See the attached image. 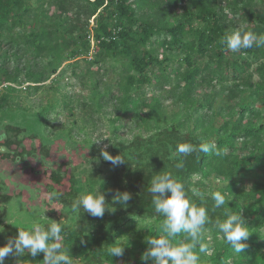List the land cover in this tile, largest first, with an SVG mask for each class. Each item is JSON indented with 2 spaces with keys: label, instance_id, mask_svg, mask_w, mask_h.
<instances>
[{
  "label": "trees",
  "instance_id": "1",
  "mask_svg": "<svg viewBox=\"0 0 264 264\" xmlns=\"http://www.w3.org/2000/svg\"><path fill=\"white\" fill-rule=\"evenodd\" d=\"M240 26L264 35V0H0L1 159L20 161L34 154L36 148L23 145L27 137L41 139L43 154H49L48 142L68 137L63 130L54 138L47 134L49 117L54 110L61 113L59 107L30 114L16 109L12 97L24 84L37 92L70 70L77 76L81 62L90 77L98 76L86 105L95 112L113 105L111 135H118L129 121L146 125L145 133L119 138L108 147L112 155L128 159L120 166L108 162L85 179L63 162L51 170L55 184L67 186L56 188L55 200L78 216L65 221L61 233L74 262L153 264L141 256L148 248L146 239L161 234L163 217L155 212L148 189L153 176L167 172L185 185L195 203L208 209L211 222L205 225L203 241L212 254H200V264H264V179L259 174L246 180L247 172L264 173V45L235 53L227 50L221 38ZM175 50L178 64L170 72L168 52ZM104 72L110 80H103ZM146 87L167 89L180 110L166 113L160 97H146ZM69 105L65 102L64 107ZM207 107L210 110L203 111ZM208 141H214L222 154L175 153L179 143L198 146ZM181 161L183 166L176 167ZM211 176L225 185L210 190L206 182ZM6 188L0 184V246L23 230L6 220L4 204L11 199ZM97 189L115 212L106 208L103 217H93L82 208L73 210L80 191ZM194 189L204 193L203 201L193 195ZM117 191L131 194L124 206L112 204ZM213 191L225 195L228 204L214 208ZM226 209L238 211L250 227L242 254H234L215 227ZM138 224L147 230L129 237ZM125 234L128 240L122 243L119 238ZM182 238L176 237V242ZM121 243L123 257H112L108 248ZM43 259L44 253L35 257L25 253L6 257L5 264H44Z\"/></svg>",
  "mask_w": 264,
  "mask_h": 264
},
{
  "label": "rangeland",
  "instance_id": "2",
  "mask_svg": "<svg viewBox=\"0 0 264 264\" xmlns=\"http://www.w3.org/2000/svg\"><path fill=\"white\" fill-rule=\"evenodd\" d=\"M168 55L172 58V64L169 67L170 72H172L178 64L179 53L175 50L168 52ZM86 68L87 65L81 62L77 76L70 70L64 77L47 81L44 87L37 92H30L25 89L24 85L27 84H24L19 86L18 91L13 94L12 100L15 108H21L30 114L38 113L46 107L50 108L51 105L59 107L61 113L52 110L47 134L52 133L54 138L56 133L63 130L68 135L67 138L48 142L49 154L41 153V139L39 137H27L24 139L23 145L29 150L36 148L37 151L34 154L28 155L20 161L0 158V184L5 185L6 191L11 195L10 201L4 204L6 220L18 224L25 231L37 224L47 228L53 222L67 221L74 215L63 203L55 200L56 188L64 189L67 186L62 184L59 187L55 184L51 177L52 169H56L63 162L66 169L73 170L80 179H85L90 173L105 169L107 166L108 162L104 161L100 154V149L104 144L110 146L119 138L128 140L136 133L146 132V125L143 123L137 124L134 121H129L123 129L118 131V135H111V119L116 115L113 112V105H104L100 112H95V109L91 108L92 105H86L90 102L94 77H98H90ZM115 75L113 74L112 77L114 78ZM101 76L103 80H110L111 78L105 72ZM255 79H258L257 74ZM100 89H104L103 84H101ZM3 90L4 86L0 84V91L3 92ZM145 90L147 98L157 95L163 100L166 113L172 115L180 110L181 105L176 104L173 99L168 97L167 89L154 91L151 87H146ZM208 90L210 91V89ZM199 101L203 102L204 96L200 95ZM65 102L70 103L67 109L64 107ZM209 110L207 107L203 111L208 112ZM181 112L183 118L184 114ZM193 124L194 121L191 122L192 126ZM98 139L103 140L97 142ZM259 174L264 179L263 171L256 170L247 172L246 180L251 182L258 178ZM206 183V186L211 190L225 185L226 182L211 176ZM85 190L87 189L85 188ZM83 192L80 191V193ZM74 216L78 217L77 215ZM72 223H75L74 220ZM127 226L125 225L123 228L127 229ZM136 227L129 231V237L134 238L136 232L147 230L144 224H138ZM128 235H123L119 241L126 242ZM74 264L78 263L74 262Z\"/></svg>",
  "mask_w": 264,
  "mask_h": 264
},
{
  "label": "clouds",
  "instance_id": "3",
  "mask_svg": "<svg viewBox=\"0 0 264 264\" xmlns=\"http://www.w3.org/2000/svg\"><path fill=\"white\" fill-rule=\"evenodd\" d=\"M220 43L235 53L241 49L264 45V35L258 36L245 26H240L237 30L226 33ZM108 147L109 145L104 144L100 149L104 161L113 166L126 163L128 159L125 156L112 155ZM195 151L205 154L215 152L218 156L222 154L214 141L201 142L198 146L179 143L175 148L177 156H187ZM182 166V161L176 165L178 168ZM148 191L151 193V203L155 212L163 219L159 226L161 234L146 239L148 248L141 256V260L144 262L152 260L153 264H200V254L210 256L211 249L203 241L205 225L211 222L208 209L202 204L195 203L188 196L185 185L167 172L153 176ZM193 195L200 197L201 201L204 199V193L198 189L193 190ZM130 198L129 192L117 191L112 204L124 206ZM211 199L216 209L229 202L220 191H213ZM72 207L73 210L82 208L83 213L86 212L93 217H103L106 208L112 212L116 211V207L108 206L101 191L80 193L73 201ZM66 227V222L61 221L53 222L47 228L37 224L27 231L18 229L15 237L9 238L5 245L0 246V264H5L6 257L10 255L21 256L25 253L33 257L44 253V264H74L73 258L67 254L62 243L61 233ZM215 227L234 254H242L248 247L250 227L238 211L231 212L226 209L223 218L215 220ZM178 236L183 238L176 242ZM124 251L122 243L108 248L112 257H123Z\"/></svg>",
  "mask_w": 264,
  "mask_h": 264
},
{
  "label": "built area",
  "instance_id": "4",
  "mask_svg": "<svg viewBox=\"0 0 264 264\" xmlns=\"http://www.w3.org/2000/svg\"><path fill=\"white\" fill-rule=\"evenodd\" d=\"M94 43H95V42L93 41V45H94Z\"/></svg>",
  "mask_w": 264,
  "mask_h": 264
}]
</instances>
